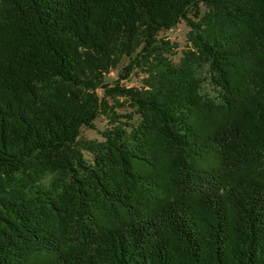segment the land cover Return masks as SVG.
Here are the masks:
<instances>
[{"label": "trees", "instance_id": "trees-1", "mask_svg": "<svg viewBox=\"0 0 264 264\" xmlns=\"http://www.w3.org/2000/svg\"><path fill=\"white\" fill-rule=\"evenodd\" d=\"M0 264H264V0H0Z\"/></svg>", "mask_w": 264, "mask_h": 264}, {"label": "rangeland", "instance_id": "rangeland-1", "mask_svg": "<svg viewBox=\"0 0 264 264\" xmlns=\"http://www.w3.org/2000/svg\"><path fill=\"white\" fill-rule=\"evenodd\" d=\"M190 30L191 28L189 27V25L183 21L180 24H178L177 27L161 33V37L171 41L172 44L175 46L173 54L171 56L175 62L179 61L184 51H186L191 46L190 38H189ZM128 63H129V59L127 58L123 59V61L119 64L118 68L111 70L110 73L106 75V82L110 86L116 85L117 80L120 79V74L123 72V69L127 66ZM144 77H145L144 72L140 68H136L134 69L132 74H130L129 78L121 79V84L126 85L128 87H139L142 85ZM206 89L210 93H214L213 87L210 86L209 84H206ZM98 93L101 96H103L104 89L99 88ZM129 110L130 109L127 106L117 108V111L119 113H126ZM109 123L110 121L108 117L101 115L95 121V128H88V127L82 128L81 137L88 140L100 141L103 139L102 132L109 127ZM50 179H51V175L48 174L44 179V182L48 183Z\"/></svg>", "mask_w": 264, "mask_h": 264}]
</instances>
